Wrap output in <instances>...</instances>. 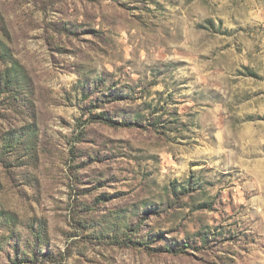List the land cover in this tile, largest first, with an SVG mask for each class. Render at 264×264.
I'll return each mask as SVG.
<instances>
[{
	"label": "rangeland",
	"instance_id": "374dc122",
	"mask_svg": "<svg viewBox=\"0 0 264 264\" xmlns=\"http://www.w3.org/2000/svg\"><path fill=\"white\" fill-rule=\"evenodd\" d=\"M0 264H264V0H0Z\"/></svg>",
	"mask_w": 264,
	"mask_h": 264
}]
</instances>
